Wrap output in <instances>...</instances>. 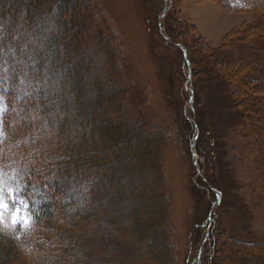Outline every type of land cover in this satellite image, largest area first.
Listing matches in <instances>:
<instances>
[{
    "label": "rangeland",
    "instance_id": "374dc122",
    "mask_svg": "<svg viewBox=\"0 0 264 264\" xmlns=\"http://www.w3.org/2000/svg\"><path fill=\"white\" fill-rule=\"evenodd\" d=\"M20 4H16L20 16L16 22L24 24L27 6ZM54 9L47 7L48 16L29 26L34 29L29 37L44 47L38 53L39 63L41 55L59 57L61 75L52 67L55 78L47 81V71L43 72V94L51 104L60 103L57 96L66 71L76 78L90 72L86 84L111 71L112 89L106 97L114 96V106L119 103L131 127L141 125L145 135L162 141L158 174L150 171L155 181L150 174L140 173L131 186L137 194H148L156 212L162 188L167 203L165 247L171 251V263L264 264V258L250 259V251L262 254L246 246L264 244V13L227 11L217 0H79L72 19ZM63 20L81 27L75 29L79 37L73 36L78 44L66 38V46H55ZM167 28L185 44L167 43ZM87 42L95 44L83 52ZM77 45L82 53L72 64L69 60L79 51ZM20 53V58L30 54ZM215 61L222 67L246 69L229 81L218 80ZM242 80L248 83V91L239 86ZM5 111L0 97V142L5 135L1 125ZM81 121L87 127L94 122L89 115ZM51 134L53 140L60 139ZM206 153L209 161L201 157ZM0 170V223L19 225L28 234L27 206L15 192L23 189L22 177L2 165ZM77 189L81 194L88 190ZM67 193L62 201L81 209L78 193L72 189ZM40 194L45 195L44 190ZM17 213L18 220L29 219L26 227L13 223ZM84 215L81 222L69 226L43 223L48 239L51 231L55 237L63 231L75 239L78 261L74 264H153L140 258L143 244L134 240L126 221L120 222L122 217L134 219L132 213L122 210L111 215L99 210ZM23 258L19 255L11 264H20Z\"/></svg>",
    "mask_w": 264,
    "mask_h": 264
},
{
    "label": "trees",
    "instance_id": "16d2710c",
    "mask_svg": "<svg viewBox=\"0 0 264 264\" xmlns=\"http://www.w3.org/2000/svg\"><path fill=\"white\" fill-rule=\"evenodd\" d=\"M20 1L27 6V11H23L26 14L23 16L26 19L24 24L16 22L20 18L16 11V6H19L16 4H20ZM217 2L227 11L256 10L264 13V0ZM256 2L260 3L254 7ZM78 4L79 0H0V97L6 107L1 121L5 135L0 142V165L5 170H15L21 175L23 189L16 190V193L26 204L31 221L28 234H23L19 225L4 226L0 223V264H11L19 259V255L24 256L20 264L76 263L75 239L63 231L56 237L51 231L52 238L48 239L43 232V223L57 222L69 226L81 222L86 217L85 213H98L99 210L111 215H120L122 210L126 214L132 213L134 219L122 217L120 222L126 221L124 225L133 228L134 240L143 244L140 258H146L153 264L155 261L158 264H172L171 251L165 247L167 203L162 188L157 194L159 202L155 205L158 208L156 212L151 208L154 205L153 201H149L148 194H137L131 186L134 175L141 173L147 176L150 171H158V150L162 141L157 142L150 135H145L141 125L131 127L126 113L121 108L119 110V103L114 106V96L106 97L105 93L112 89L111 71L108 75L95 77L87 84L84 79L90 77V72L76 78L66 71L64 77H61L62 91L57 96L61 99L60 103L51 104V99L43 94V72L47 71V81L54 80L52 67L57 70L61 68L57 64L59 57L57 62L56 54L45 57L41 55L39 63L38 53L44 47H38V42L29 37V34L34 33V29H29V26L31 22L48 16L47 7H54L56 12L60 11L68 18L71 15L72 19ZM66 21L63 20L58 35L60 39H55L56 47L66 46V38L73 42V36L75 39L79 37L75 29L80 26L74 21ZM166 32L169 37V42L165 39L167 43L185 44L177 36L172 37L168 28ZM92 42L83 43V52L95 44ZM19 50L30 54L27 58H20L22 53L18 54ZM81 53L80 48L74 51L69 61L75 64L74 58ZM214 64V78L218 80L229 81L232 75L246 69L245 66L238 69L222 67L216 61ZM81 72L84 73L82 69ZM58 74L61 75L60 70ZM239 86L248 91V83L245 81L242 80ZM123 93L121 90L117 94L119 102ZM68 94L70 97L66 99ZM87 115L95 122L88 127L80 122ZM51 133H57L60 139L57 137V140H53ZM67 134L73 137L67 138ZM204 152L208 151L205 149ZM201 157L209 161L207 153L205 157L201 154ZM77 188L88 190L81 194ZM71 189L73 193H78L81 209L70 208V201H62L64 193L67 195ZM43 190L45 195L40 194ZM87 194L91 197H87ZM83 197L90 201L89 204H84L86 199ZM67 209L72 212L66 213ZM212 241L213 244L217 243L216 238ZM232 244L240 245L236 242ZM246 246L258 249L262 254L256 256L250 251V259L258 261L264 258V244Z\"/></svg>",
    "mask_w": 264,
    "mask_h": 264
},
{
    "label": "snow or ice",
    "instance_id": "6c2138e0",
    "mask_svg": "<svg viewBox=\"0 0 264 264\" xmlns=\"http://www.w3.org/2000/svg\"><path fill=\"white\" fill-rule=\"evenodd\" d=\"M0 219H2V217H0ZM21 223L22 226H27L29 224V219L28 218H24L21 220H18V213H17V217L13 218V223Z\"/></svg>",
    "mask_w": 264,
    "mask_h": 264
},
{
    "label": "water",
    "instance_id": "95a60500",
    "mask_svg": "<svg viewBox=\"0 0 264 264\" xmlns=\"http://www.w3.org/2000/svg\"><path fill=\"white\" fill-rule=\"evenodd\" d=\"M166 4H167V3H166V1H165V7H166ZM164 11H165V10H164ZM164 11H163V12H164ZM180 48H181V47H180ZM184 52H185V51H184ZM184 59H185V53H184Z\"/></svg>",
    "mask_w": 264,
    "mask_h": 264
}]
</instances>
